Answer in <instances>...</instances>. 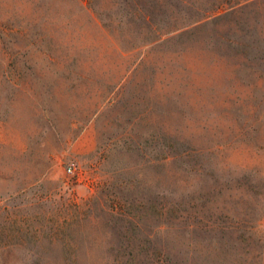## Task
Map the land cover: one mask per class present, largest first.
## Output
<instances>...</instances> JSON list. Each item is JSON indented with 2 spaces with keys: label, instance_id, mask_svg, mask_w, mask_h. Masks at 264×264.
Instances as JSON below:
<instances>
[{
  "label": "rangeland",
  "instance_id": "374dc122",
  "mask_svg": "<svg viewBox=\"0 0 264 264\" xmlns=\"http://www.w3.org/2000/svg\"><path fill=\"white\" fill-rule=\"evenodd\" d=\"M132 1L0 0V264H264V0Z\"/></svg>",
  "mask_w": 264,
  "mask_h": 264
},
{
  "label": "trees",
  "instance_id": "16d2710c",
  "mask_svg": "<svg viewBox=\"0 0 264 264\" xmlns=\"http://www.w3.org/2000/svg\"><path fill=\"white\" fill-rule=\"evenodd\" d=\"M212 1V2H210ZM134 7L137 9L138 7L140 8V5L138 4V0H133ZM167 5L178 7L179 4L182 3H187L189 7H191L193 10H198L196 13L197 15L192 19L189 23L182 24L179 27H164V29H159V21L156 18V15L154 12H151L152 10H147V8H143L142 11V17L139 16L138 13H135L136 18H140L141 23L145 26H147L150 30H154L155 26H157V29H155V32L158 34L157 39H169V36H172L173 34L175 35H181L184 32H187L188 27H193L197 28L199 25H201L204 22H210L213 20H218L222 18L228 19V15H233L238 12L246 11L249 9L251 6H255L258 4V0H209L208 6H203V7H197L194 6L191 2V0H166ZM208 7V8H207ZM134 8V9H135ZM167 22V21H164ZM168 23V22H167ZM161 30V31H160ZM154 32V31H153ZM227 45L231 47H234V45H242L245 43H241L237 40L234 39H226ZM246 47H250L249 44H245ZM166 210L160 208L158 209L159 214H163ZM122 216V214H121Z\"/></svg>",
  "mask_w": 264,
  "mask_h": 264
},
{
  "label": "crops",
  "instance_id": "0c3cea01",
  "mask_svg": "<svg viewBox=\"0 0 264 264\" xmlns=\"http://www.w3.org/2000/svg\"><path fill=\"white\" fill-rule=\"evenodd\" d=\"M89 13H90L91 17L94 19L92 24L95 27H98L100 29V31L104 34V36L110 37L109 36L110 34L108 33V29L106 28L107 27L106 24L104 22L100 21V19L97 17V15H95L94 11L89 10ZM135 13H138L139 16L142 17L141 16L142 15L141 14L142 13L141 10H135L134 8L133 9L131 8V15H134ZM116 25H120V23H118ZM158 41H160V40H158L157 37L154 36V38L151 41H149L148 43L146 42L144 44H145L146 47H150V46L155 45ZM136 48H138V46ZM121 51H122V49H121Z\"/></svg>",
  "mask_w": 264,
  "mask_h": 264
},
{
  "label": "built area",
  "instance_id": "2783aa9c",
  "mask_svg": "<svg viewBox=\"0 0 264 264\" xmlns=\"http://www.w3.org/2000/svg\"><path fill=\"white\" fill-rule=\"evenodd\" d=\"M67 171H68V172H72V171H73L72 166H69V167L67 168Z\"/></svg>",
  "mask_w": 264,
  "mask_h": 264
}]
</instances>
